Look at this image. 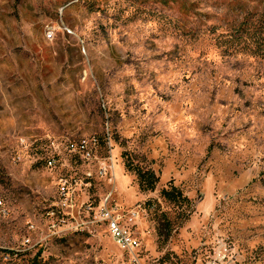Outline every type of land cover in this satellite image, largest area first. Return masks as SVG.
Masks as SVG:
<instances>
[{
	"label": "rangeland",
	"instance_id": "rangeland-1",
	"mask_svg": "<svg viewBox=\"0 0 264 264\" xmlns=\"http://www.w3.org/2000/svg\"><path fill=\"white\" fill-rule=\"evenodd\" d=\"M0 264H264V0H0Z\"/></svg>",
	"mask_w": 264,
	"mask_h": 264
},
{
	"label": "built area",
	"instance_id": "built-area-1",
	"mask_svg": "<svg viewBox=\"0 0 264 264\" xmlns=\"http://www.w3.org/2000/svg\"><path fill=\"white\" fill-rule=\"evenodd\" d=\"M88 144L89 142L86 140H80L76 142H71L70 147L72 148V151L84 153L86 155L88 153ZM48 163L52 166L56 163L55 158H50ZM61 189L63 190V193H66L68 191L67 189V181H63L61 184ZM98 213L102 219L108 222L109 229L111 231V234L113 235L114 239L118 243L119 246L122 248H132L139 245L138 239L131 233V229L128 228L127 224H124L123 221V215L120 211L117 210V208H111L109 206V203H103L101 207L98 209ZM126 215L129 218V220L134 221L136 218V211L135 210H129L126 211ZM11 258V254L5 255V259L9 260Z\"/></svg>",
	"mask_w": 264,
	"mask_h": 264
},
{
	"label": "trees",
	"instance_id": "trees-1",
	"mask_svg": "<svg viewBox=\"0 0 264 264\" xmlns=\"http://www.w3.org/2000/svg\"><path fill=\"white\" fill-rule=\"evenodd\" d=\"M127 167L130 170L136 171L139 186L145 190H151L154 191L156 189V183L158 181V175L156 172L150 170V169H144L142 167H134L131 162H128ZM162 195L165 197L166 200L170 202H177V203H185L188 200V197L184 196L183 192L177 187L173 186L171 189H163ZM172 232V222L169 218H163L161 219L159 225H158V233L161 237H163V240L166 241L170 238Z\"/></svg>",
	"mask_w": 264,
	"mask_h": 264
}]
</instances>
